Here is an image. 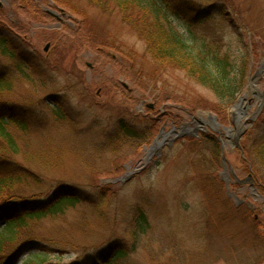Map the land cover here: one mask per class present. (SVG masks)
I'll return each instance as SVG.
<instances>
[{
  "label": "rangeland",
  "instance_id": "rangeland-1",
  "mask_svg": "<svg viewBox=\"0 0 264 264\" xmlns=\"http://www.w3.org/2000/svg\"><path fill=\"white\" fill-rule=\"evenodd\" d=\"M221 1L251 56L247 85L223 119L212 113L219 102L211 92L179 70L156 67L119 11L88 0H0V32L27 42L41 65L38 84H17L0 106V117L20 121L10 127L14 160L33 177L16 187L0 230L6 213L51 210L62 187L80 195L65 214L28 221L22 241L33 245L13 264L94 260L110 243L127 251L117 264H264V0ZM172 27L190 44L203 38L179 21ZM221 33L236 51L232 28ZM0 69L11 76L1 57ZM122 120L141 139L115 138ZM184 124L191 129L168 136ZM210 138L221 146L218 156Z\"/></svg>",
  "mask_w": 264,
  "mask_h": 264
},
{
  "label": "trees",
  "instance_id": "trees-1",
  "mask_svg": "<svg viewBox=\"0 0 264 264\" xmlns=\"http://www.w3.org/2000/svg\"><path fill=\"white\" fill-rule=\"evenodd\" d=\"M88 1L93 6L108 12L119 11L123 21L131 26L137 32L140 40L146 44L148 55L160 71L179 70L191 82L216 96L219 107L217 110L213 109L215 112H211L217 117L221 119L225 117L226 110L232 106L237 95L247 85L251 56L247 45L243 42L240 26L235 23L228 6H224L221 0H204L206 3L202 1L197 3L194 2L195 0ZM174 21L185 25L191 34L204 31L203 38L197 45L190 44L172 27ZM227 28H232L236 33V45L238 46L236 51H232V46L229 48L222 43L223 34L221 32ZM9 36L0 32V57L7 62L12 73L10 76L0 71V83H8V87H0V106L3 110L8 104L7 97L15 91L17 84L20 85L25 81L33 82V86L38 84L37 76L41 67L36 54L25 44L27 42L24 43L16 37ZM39 82L44 86V80ZM198 108L203 107L199 105ZM2 115L6 116L0 117V141H3L0 142V214L7 210V204H9L11 196L14 195L16 187L22 186L21 188H23L27 185L26 179H33L31 174H22L19 164H16L14 160L19 150L15 136L10 132V127L14 124L18 126L20 121L9 118V115L4 114V111ZM55 115L58 120L63 118L64 121L65 117L58 113ZM130 126L134 128L122 120L115 133V138L118 137L119 141L141 139V134L133 131ZM263 128L264 124H260L259 133ZM148 131L149 133L144 139L149 138L151 130L148 129ZM260 137L261 135L258 134V140ZM211 144L215 156L221 154V146L218 141L211 139ZM262 153V163L264 164V146ZM29 155L32 162L34 158L31 154ZM261 174L264 181V169ZM35 184L39 186L41 182L35 180ZM54 195L55 204L51 210H31L22 216L14 217L13 212L5 214L7 215L5 217L6 226L0 230V264H13L12 259L23 247L29 248L30 245H33L34 241H22L23 230L27 228L29 220L65 214L80 203V195L75 193V190L70 191L68 187H62ZM23 204L26 207L32 206L33 209L38 206L37 204H28L29 206H27L26 202ZM230 214L232 217L239 216L232 211ZM17 222L19 223L17 224ZM139 224L141 227L145 226L146 217L144 214L139 216ZM122 247L121 243H110L95 255L94 260L85 257L73 264H93V262L95 264H117L127 256V251ZM101 261L108 262L102 263Z\"/></svg>",
  "mask_w": 264,
  "mask_h": 264
},
{
  "label": "water",
  "instance_id": "water-1",
  "mask_svg": "<svg viewBox=\"0 0 264 264\" xmlns=\"http://www.w3.org/2000/svg\"><path fill=\"white\" fill-rule=\"evenodd\" d=\"M48 50H49V46L46 47L45 51H48ZM208 119H209V121H211V122L213 123V125H215L216 127H219V125H218V123H217V118H215V117H213V116L210 115ZM207 121H208V120H207ZM201 125H205L204 119L198 121L197 126L194 127V128L192 129L193 132L197 134V132H198V131L200 130V128H201ZM229 132L231 133V131L228 130V133H229ZM160 145H161V144H159V146H160ZM223 158H224V159H222V160H223V166H224L225 171H227V163H226V159H225L224 156H223ZM123 181H126V179H124ZM229 197L231 198L230 195H229ZM236 200H237V198H236ZM237 202H239V201H237Z\"/></svg>",
  "mask_w": 264,
  "mask_h": 264
},
{
  "label": "flooded vegetation",
  "instance_id": "flooded-vegetation-1",
  "mask_svg": "<svg viewBox=\"0 0 264 264\" xmlns=\"http://www.w3.org/2000/svg\"><path fill=\"white\" fill-rule=\"evenodd\" d=\"M188 129H189V126H186V124L181 125L178 129L174 128L173 131L168 136L173 135L174 133H176L177 130L181 132V131L188 130ZM247 206H249V204H247Z\"/></svg>",
  "mask_w": 264,
  "mask_h": 264
},
{
  "label": "bare ground",
  "instance_id": "bare-ground-1",
  "mask_svg": "<svg viewBox=\"0 0 264 264\" xmlns=\"http://www.w3.org/2000/svg\"><path fill=\"white\" fill-rule=\"evenodd\" d=\"M237 126H239L238 128L241 129L243 127V123H237Z\"/></svg>",
  "mask_w": 264,
  "mask_h": 264
}]
</instances>
